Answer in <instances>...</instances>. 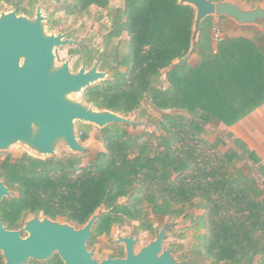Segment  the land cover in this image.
<instances>
[{
	"label": "trees",
	"instance_id": "1",
	"mask_svg": "<svg viewBox=\"0 0 264 264\" xmlns=\"http://www.w3.org/2000/svg\"><path fill=\"white\" fill-rule=\"evenodd\" d=\"M94 2L107 0L81 5ZM194 17L195 9L179 0H125L98 54L109 75L82 92L94 107L126 117L147 100L159 112L150 117L153 129L113 123L97 129L103 149L86 163V151L23 153L7 156L0 175L16 183L33 213L80 227L102 209L87 245L115 224L137 222L136 229L151 231L152 217H181L194 234L182 255L186 264H264V191L250 173L254 168L264 179V164L233 139L251 163L237 166L240 152L222 150L223 139L209 140L204 126L229 127L264 103V29L253 37L223 33L214 47L212 28L219 24L208 16L196 59L187 61ZM79 138L87 140L88 129ZM27 264L64 263L54 254Z\"/></svg>",
	"mask_w": 264,
	"mask_h": 264
},
{
	"label": "water",
	"instance_id": "2",
	"mask_svg": "<svg viewBox=\"0 0 264 264\" xmlns=\"http://www.w3.org/2000/svg\"><path fill=\"white\" fill-rule=\"evenodd\" d=\"M195 9L191 35L193 53L202 21L208 16H226L241 24L264 27V8L243 9L229 1L179 0ZM42 15L29 21L14 13L0 17V151L22 143L41 156L56 153L63 142L71 153H84L76 128L77 122L99 129L113 123L135 128L138 123L128 117L106 109H98L73 99L87 87L104 80L107 70L99 71L97 64L89 69L83 65L72 72L68 62L56 67L54 48L74 44L62 34H46ZM8 190L0 182V199ZM100 214L94 213L80 227L67 222L39 218L36 215L21 230H8L0 224V251L4 264H27L31 260L46 261L57 254L64 264H186L162 248L170 222H165L155 237L134 252L137 238L118 236L114 242L124 247V256H108L98 261L87 248L92 228Z\"/></svg>",
	"mask_w": 264,
	"mask_h": 264
},
{
	"label": "rangeland",
	"instance_id": "3",
	"mask_svg": "<svg viewBox=\"0 0 264 264\" xmlns=\"http://www.w3.org/2000/svg\"><path fill=\"white\" fill-rule=\"evenodd\" d=\"M71 1V0H70ZM111 7H122L124 0H108ZM241 1V0H240ZM107 10L104 8H99L95 5H92L88 8L87 11L82 12L80 14L74 16H65L63 21L55 26V30L66 31L73 36V39L85 41L90 46L97 47L103 49V41L105 35L108 33L110 28V17L107 16ZM216 17V16H215ZM214 17V18H215ZM222 29V32L227 34L231 33V29H226L219 24ZM68 50V46L63 47L60 52L62 55L66 54ZM188 58V57H187ZM109 75V70H107ZM107 75V76H108ZM73 99L84 102L87 105H92L91 103L86 102L82 98L81 94H74L71 96ZM132 121L138 123L135 128H130L131 131L133 129H137L136 131L153 129V123L151 122V118L159 117V112L145 99H142L139 107L127 116ZM151 117V118H150ZM150 118V119H149ZM251 120V122H248ZM254 122V118L248 117L244 121L246 129H252ZM206 132L205 135L209 140H213L215 137L219 136L223 139L224 145H221L220 148L222 150L227 149L228 147H232L236 149V151L240 152L232 143L231 138L228 137V129H226L222 124H218L215 126L204 125ZM76 128L78 133L81 132L82 129H88V138L84 142H81L82 145L86 148V155L83 158V163H86L87 160L93 158L97 152L103 149L102 142L99 139H96V136H99L96 126L77 122ZM66 152H70L66 145L63 142H59L56 146V153L54 155H62ZM23 153H28L37 158H45V156H41L36 152L32 151L22 143H16L11 145L6 150L0 151V161H2L5 157L11 156L12 159L17 158ZM241 160L237 162V166H243L244 168H250V161L246 160V156H244L241 152ZM250 173L254 176H257L259 179L260 186L264 191V179L260 176L259 172L253 168L250 170ZM102 209L98 210L96 213L100 214ZM197 213V212H196ZM151 217V216H150ZM153 227L154 229L157 226L169 222L171 223V230L169 232V237L166 240L165 247L168 244H171L174 248L175 258L177 260H182L183 254H188L191 243L193 242V228L191 227V223L189 221H184L181 217L176 218L174 220L164 219L159 217H152ZM138 225L137 222L125 223L122 225H113L109 234H102L97 236L94 243L87 245L89 250L93 251V256L98 261L107 258L108 256H121L124 252V247L121 243L114 242L118 236H129L133 234L136 238H138V243L135 245V252H137L141 246L148 243L154 237L152 236V232L144 231L139 228L136 229ZM203 232L201 229L200 233ZM180 235H184V238H179ZM181 246L179 248L178 246ZM183 247V248H182Z\"/></svg>",
	"mask_w": 264,
	"mask_h": 264
},
{
	"label": "flooded vegetation",
	"instance_id": "4",
	"mask_svg": "<svg viewBox=\"0 0 264 264\" xmlns=\"http://www.w3.org/2000/svg\"><path fill=\"white\" fill-rule=\"evenodd\" d=\"M92 5L107 10V16L110 17V20L111 15L115 12L117 8H119L111 7L108 0L107 3L102 4L96 2L90 3L86 7H82L81 0H0V17L2 16V14L14 13L16 16H23L29 21H34L37 18V11L39 10L42 15L41 23L44 27V32L46 34H62L63 39L75 41L74 44L59 45L54 48V63L56 67L62 65L64 62L67 61L72 72L78 71L83 65L86 69H89L94 64H97V69L99 71H104L108 70V68L102 69V60L98 57V54L102 51V49L100 50V48L90 46L88 43H85V41L73 39V36L66 31L54 29L58 23L63 21V18L66 15L74 16L80 14L82 12L87 11L88 8ZM65 46H68V50L66 51V54L62 55L60 50ZM5 159L6 157L2 161H0V170L2 167V163ZM0 182H2L8 190V194L2 195V198L0 199V224L8 230H21V236L25 237L28 233L23 230V227L26 225L27 222L32 220L34 215L39 218L49 216L45 215L42 211L40 213H33L31 210V202L29 200H27V203L23 205L21 193L17 189L16 183L10 181L8 179V176H6L5 174L0 175ZM51 219L67 222L71 225H74L61 217ZM163 224L157 226L156 229L149 231L152 232L153 237H155V234L159 231ZM170 230L171 223L170 227L166 231V236L163 240L162 248H170L171 254L175 258L174 248L172 247V245L168 244L167 247L164 246L166 240L169 237ZM137 243L138 238L135 245ZM135 245L133 246L134 252ZM124 255L125 254L123 252V254L119 257H123ZM4 261L5 259L3 257L2 252L0 251V264H4ZM182 261L187 263L185 259H182Z\"/></svg>",
	"mask_w": 264,
	"mask_h": 264
},
{
	"label": "crops",
	"instance_id": "5",
	"mask_svg": "<svg viewBox=\"0 0 264 264\" xmlns=\"http://www.w3.org/2000/svg\"><path fill=\"white\" fill-rule=\"evenodd\" d=\"M218 1H229L237 4L243 9H253L255 7L264 8V0H218ZM215 17V16H214ZM216 24H220L226 29H231V33L228 36H245L253 37L256 30H263L264 27L257 24H241L234 19L228 18L226 16H216L214 18ZM225 34V33H224ZM215 47V43H213ZM196 59V54L191 53L187 61H194ZM253 117L254 122L252 129H246L244 121L248 117ZM248 122H251L249 120ZM221 124V123H219ZM223 125V124H222ZM212 126V125H210ZM228 132L231 133L233 139H239L242 141L250 150H252L261 162L264 164V103L253 110L250 114L246 115L237 123L226 127L223 125Z\"/></svg>",
	"mask_w": 264,
	"mask_h": 264
},
{
	"label": "built area",
	"instance_id": "6",
	"mask_svg": "<svg viewBox=\"0 0 264 264\" xmlns=\"http://www.w3.org/2000/svg\"><path fill=\"white\" fill-rule=\"evenodd\" d=\"M223 36H224V34H223L222 30L219 28V26L216 25L212 28V37H213L214 43H217L218 41L222 40ZM79 135H80V133H79Z\"/></svg>",
	"mask_w": 264,
	"mask_h": 264
}]
</instances>
